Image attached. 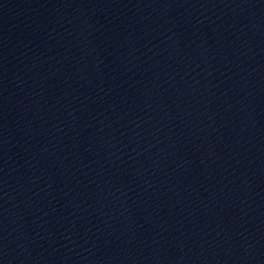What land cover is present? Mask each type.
<instances>
[{"label":"water","instance_id":"water-1","mask_svg":"<svg viewBox=\"0 0 264 264\" xmlns=\"http://www.w3.org/2000/svg\"><path fill=\"white\" fill-rule=\"evenodd\" d=\"M0 264H264V0H0Z\"/></svg>","mask_w":264,"mask_h":264}]
</instances>
